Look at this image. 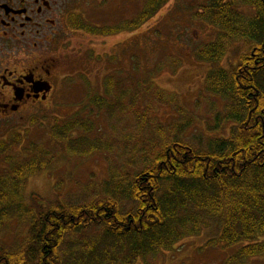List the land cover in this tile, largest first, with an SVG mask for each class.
<instances>
[{
	"label": "trees",
	"instance_id": "16d2710c",
	"mask_svg": "<svg viewBox=\"0 0 264 264\" xmlns=\"http://www.w3.org/2000/svg\"><path fill=\"white\" fill-rule=\"evenodd\" d=\"M167 1L147 0L134 21L119 26L90 27L79 18L72 19L74 16L69 17L68 24L96 35L133 30ZM200 1L195 20H203L219 32L213 43L196 50L198 60L218 62L235 42L249 47L231 72L217 68L210 70L208 76V88L226 102L222 121L229 123L228 136L217 137L206 152L195 150L182 137L184 127L190 123H179L177 113L174 131L158 127L144 145H133L132 155L125 163L134 170L112 172L101 185L103 193L102 188L94 186L89 200L79 204L61 202L51 209L41 206L42 200L32 194L30 199L36 204L33 211L26 209L21 199V185L23 179L47 164L50 153L29 141L31 130L44 127L37 117L32 118L26 128L17 127L7 140V135L0 139V155L8 165L6 174L0 176V225L12 218L10 210L28 223L24 244L16 252L4 253L0 248V264H132L138 257L171 251L188 233L198 232L202 216L186 215L189 209L221 220L216 243H249L264 233V0ZM241 8L253 10L254 15L243 14ZM114 78L104 79L103 95L88 92L86 102L64 123L56 119L49 139L64 152L84 157L114 148L109 140L74 135L79 130L94 129L89 115L98 118L102 112L109 122L136 102L134 95L126 103L128 94L113 93L118 86ZM140 85L137 84L139 91ZM156 96L167 106L174 98L166 97L162 91ZM133 118L138 124L147 121L145 112L137 111ZM118 119L123 120L122 116ZM112 127L108 129L113 130ZM165 135L168 141L163 139ZM24 141L28 144L24 145ZM19 146H23L20 156L7 154ZM126 204L130 209L123 212L121 208ZM87 227L100 229L88 238H78ZM261 254L264 242L247 244L225 264H242L248 256Z\"/></svg>",
	"mask_w": 264,
	"mask_h": 264
},
{
	"label": "rangeland",
	"instance_id": "374dc122",
	"mask_svg": "<svg viewBox=\"0 0 264 264\" xmlns=\"http://www.w3.org/2000/svg\"><path fill=\"white\" fill-rule=\"evenodd\" d=\"M66 1L69 17L79 18L90 27L104 28L134 21L147 0ZM200 3V0H168L152 17L134 27L135 29L109 35H96L70 26L65 27L63 81L52 104L41 116H37L44 127L41 130H31L28 138L29 141L40 144L50 155L42 169L23 179L20 191L26 209L28 207L36 211V204L30 199L32 194L42 200L41 206L51 209L61 202L79 204L82 200H89L94 186L99 190L102 188L100 193H103L104 185H101L112 172L122 174L127 170H134H130L125 163L132 155L133 145H144L158 127L174 131L173 120L177 113H180L177 116L179 123H190L184 127L182 137L195 150L206 152L209 144L217 137L228 136L229 123L225 125L222 121L226 102L208 88V76L210 70L217 68L231 72L241 62L240 55L248 53L249 47L244 42H235L227 47L223 58L218 62L198 60L196 50L213 43L219 32L218 28L203 20H195ZM240 10L243 14L254 15L251 9ZM113 75L118 85L113 93L123 91L128 94L125 97L126 103L134 97L136 102L128 106L121 113L123 115L118 112L109 122L102 112L98 118L89 115V123L94 125V129L91 132L79 130L74 135L79 137L86 134L90 138L109 140L114 148L101 153L93 152L84 157L64 152L56 142L49 139L56 119L62 124L72 117L80 109L79 106L86 102L88 92L103 95V81L107 76ZM137 84L141 86L140 91ZM146 88L149 91H145ZM158 91L164 92L166 97L174 96L172 104L167 106L155 99ZM112 96L113 94L109 99ZM137 111L146 113V122L138 124L134 121ZM85 113L91 114L88 111ZM121 116L123 120L118 119ZM81 119L85 121L84 116ZM28 124L25 122L18 127L24 129ZM109 126H113V130H109ZM13 129L6 130L0 135V139L7 135L4 138L7 140ZM163 139L168 141L166 135ZM24 142L26 145L27 141ZM22 148L23 146L13 147L7 154L18 157ZM120 156L122 159H119ZM3 159L0 155V176L5 175V168H8ZM107 189L115 191L112 187ZM108 196L110 199L115 198L113 195ZM129 209V204L121 208L123 212H128ZM10 211L12 218L5 219L0 225V248H3L4 253H14L24 244L28 227V223L15 210ZM192 214L202 216L203 224L198 232L188 233L171 251L138 257L132 264H225L247 244L264 242L263 233L249 243L239 242L228 246L216 243L220 235L221 220L208 217L197 210L189 209L186 213ZM98 229L100 228L87 227L78 234V238H88L96 234ZM242 264H264V254L248 256Z\"/></svg>",
	"mask_w": 264,
	"mask_h": 264
},
{
	"label": "flooded vegetation",
	"instance_id": "af4514ba",
	"mask_svg": "<svg viewBox=\"0 0 264 264\" xmlns=\"http://www.w3.org/2000/svg\"><path fill=\"white\" fill-rule=\"evenodd\" d=\"M67 5L0 0V135L41 116L58 95Z\"/></svg>",
	"mask_w": 264,
	"mask_h": 264
}]
</instances>
